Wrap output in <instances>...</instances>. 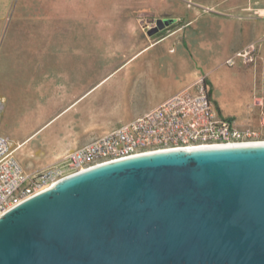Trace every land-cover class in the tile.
Wrapping results in <instances>:
<instances>
[{"label": "water", "instance_id": "obj_1", "mask_svg": "<svg viewBox=\"0 0 264 264\" xmlns=\"http://www.w3.org/2000/svg\"><path fill=\"white\" fill-rule=\"evenodd\" d=\"M0 264H264V143L148 153L61 179L0 217Z\"/></svg>", "mask_w": 264, "mask_h": 264}, {"label": "rangeland", "instance_id": "obj_2", "mask_svg": "<svg viewBox=\"0 0 264 264\" xmlns=\"http://www.w3.org/2000/svg\"><path fill=\"white\" fill-rule=\"evenodd\" d=\"M235 4L236 0H0V97L5 101L0 132L15 141L14 156L18 162L28 172L52 166L64 160L69 151L113 127L101 119L126 118L158 103L170 88L159 81L153 86L152 74L141 68L134 69L132 75L128 71H117L79 100L72 110L63 113L77 100L78 90L88 91L101 82L115 67L127 62L141 48L142 41L162 40L182 24L193 21L197 14H205L211 24L217 16L225 17L224 21L229 23L228 15ZM238 4L244 5V0H238ZM204 7L213 11L204 13ZM70 13L77 19L76 42L81 46L84 35L86 41L90 37L91 48H101L103 63H87L71 57V36L66 29ZM165 19H178V23L150 36L149 30ZM183 35L184 39H189L186 32ZM207 41L211 42L212 37ZM36 44H42V57L48 47H57L54 54L51 53L53 59L43 60L42 73H37L39 68L30 64L19 65L26 53L31 52L29 56L33 58ZM49 63H56V67L50 68ZM223 64L216 73L212 97L215 103L216 99L222 101L230 90L239 89L242 79L250 81L255 90L259 82L257 64L248 67ZM20 70L24 71L20 73L21 78ZM140 71L143 76L139 77ZM65 74L69 83L65 81ZM26 79L29 81L24 83ZM64 83L73 89L71 98L64 92ZM32 92L36 93L33 98ZM254 97L255 94L252 99ZM56 100L62 103L55 108ZM260 106L255 99L257 112ZM89 113L96 114L100 120L93 116L87 118ZM49 123V128L34 137ZM262 137L264 139V132Z\"/></svg>", "mask_w": 264, "mask_h": 264}, {"label": "crops", "instance_id": "obj_3", "mask_svg": "<svg viewBox=\"0 0 264 264\" xmlns=\"http://www.w3.org/2000/svg\"><path fill=\"white\" fill-rule=\"evenodd\" d=\"M232 9L233 12L230 15H228L230 18L229 23L225 22L227 20L225 19V17L217 16L216 19L211 24L210 21L207 19L208 17L205 14H197L193 21H189L185 24H182L180 29L175 30L173 33H171L162 40L155 42L151 40L142 41L143 45H141V48L131 58H129L127 62L115 67L114 68L115 70L111 74L103 78L101 82L99 81V83L95 85L93 88H91L88 91L77 89L79 91L77 93V96L79 95L77 97V100L74 103H72L68 109L63 111V113L71 109L79 100L83 99L89 92L95 90L97 86L104 83L111 75L115 74L117 71L118 72L128 71L132 75L133 74L132 71L134 69L139 70L141 68L148 69L150 74H152V76H150V82L153 86L157 83V81H159L161 83L166 84L170 88L169 91L163 94L160 97V101L155 105L153 106L151 105L150 107L145 108L137 113H133L131 116L121 119H116V118L101 119V121L106 120V122L109 123V125L113 126L108 131L114 128H119L122 125L132 120L138 119L147 111H150L151 109L153 110L156 107H158L169 97L173 96L174 94H177L181 90L193 85L195 82L205 77L213 86L212 97L214 98L215 88H216L215 78H217L216 73L223 68L224 66L223 63L227 61L236 52L240 51L241 49L243 50L248 44H251L252 42H259L258 44L259 60L257 61V74H258L259 82L256 84L255 90L254 88L251 87L252 85L250 81L248 80L244 81L242 79L240 81L239 89H237L236 91L230 90L228 95L225 96L222 101L216 99L215 104L222 117L233 119V122L236 125H238L240 128H245V127L256 128L258 131H260V134L263 135L264 132V0H244V5L238 4V0H236V4ZM203 11L204 13L208 14L209 12L213 11V9L204 7ZM71 15L72 14L70 13L69 21H67L68 27L66 28L68 34L71 36L70 43L72 45V55H73L71 57L81 58L83 62H87V63H92L97 61L102 62L101 59V56L103 55L102 50L100 47H98L97 49L91 48L90 37H89V41H86L87 38L83 34L85 39H83V42L80 44L81 46H79V43L76 42L74 27L76 26L77 19L76 18L73 19ZM200 21L202 22L200 23ZM86 23L87 22H85L84 24L85 27L87 26ZM176 23H178V19L175 20L174 24ZM184 32L188 34L189 39H184V35H183ZM101 37L102 34H100L99 41L102 40ZM209 37H212L211 42L207 41ZM37 45L38 44H36V46ZM138 45L140 46L139 43ZM35 48L36 49H34L33 58L29 56L31 52L26 53V55L22 57V61L20 62L19 65L30 64L31 66H35L39 68V72L37 73H42L41 67L44 66L43 60L47 57L51 58L52 57L51 53L54 54L53 51H56L57 47L56 45L55 46L53 45L50 48L48 47L46 49L47 52L43 57L40 52L43 48L42 44H40V46H37ZM187 56H189L190 61L187 58ZM94 57H97V59L96 60L93 59ZM49 65L50 68L56 67V63H49ZM21 72L24 73V71L20 70L18 74L20 78H21L20 76ZM28 73H30V69ZM65 75H66L65 81L66 83H69L67 74ZM140 76H143V72L141 71L139 77ZM28 81L29 79H26L24 83H27ZM16 82H17V78H16ZM18 86H23V85H18ZM72 86L73 84H71V87ZM72 91H73L72 88H70L68 85L67 86L65 85L64 92L68 94L67 95L68 98H71ZM254 94L256 95V97L252 99V96ZM33 96H36V93L32 92L31 97L33 98ZM257 98L262 102L260 109H258L259 110L258 112L257 109H255V99ZM53 103L56 104V105L53 104V106L56 108L57 104L58 103L61 104L62 101L56 100ZM4 107H5V101L0 97V121H1V112L3 111ZM62 114L60 116H62ZM89 116L90 117L93 116L94 118H96V120L99 119V117H97L96 114L94 113H89L87 118ZM84 118L87 119L86 117H83V119ZM51 123L41 128V130H39L34 135V137L38 136L42 131L49 128L50 127L49 125ZM255 125L259 126L260 128L254 127ZM108 131L104 132L103 134L107 133ZM0 135L9 137L8 135L2 134L1 132ZM9 138L11 139V137ZM91 140L85 142L84 144H87ZM11 141L13 146L12 148L14 151L15 141L12 139ZM84 144L82 145L80 144L78 147H76L75 149L69 152H73L77 148L82 147ZM33 172H28V173H33Z\"/></svg>", "mask_w": 264, "mask_h": 264}, {"label": "built area", "instance_id": "obj_4", "mask_svg": "<svg viewBox=\"0 0 264 264\" xmlns=\"http://www.w3.org/2000/svg\"><path fill=\"white\" fill-rule=\"evenodd\" d=\"M258 44H248L225 65L255 66L259 60ZM209 91L200 79L138 119L94 138L64 160L33 173H28L14 156L11 139L0 135V214L18 204L22 197L30 199L61 179L113 161L179 148L264 143L256 128H240L222 117L209 98Z\"/></svg>", "mask_w": 264, "mask_h": 264}, {"label": "bare ground", "instance_id": "obj_5", "mask_svg": "<svg viewBox=\"0 0 264 264\" xmlns=\"http://www.w3.org/2000/svg\"><path fill=\"white\" fill-rule=\"evenodd\" d=\"M45 190H43L44 192ZM29 198L27 197H22L20 201H18V204H14L10 209H5L3 210L2 214H0V217H2L3 214H5L6 212H10L11 210H13L14 208H16L17 206H19L21 203H23L25 200H28Z\"/></svg>", "mask_w": 264, "mask_h": 264}, {"label": "trees", "instance_id": "obj_6", "mask_svg": "<svg viewBox=\"0 0 264 264\" xmlns=\"http://www.w3.org/2000/svg\"><path fill=\"white\" fill-rule=\"evenodd\" d=\"M203 81L205 83L206 86H209L210 87V91H209V98L212 99V95H213V86L212 84L205 78H203ZM221 111V110H220Z\"/></svg>", "mask_w": 264, "mask_h": 264}]
</instances>
